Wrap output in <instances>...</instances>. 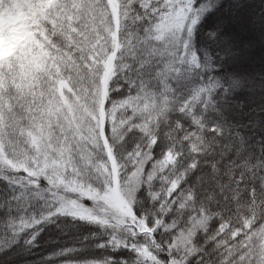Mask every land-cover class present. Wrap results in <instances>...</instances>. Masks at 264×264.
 I'll return each mask as SVG.
<instances>
[{"label":"snow or ice","instance_id":"snow-or-ice-1","mask_svg":"<svg viewBox=\"0 0 264 264\" xmlns=\"http://www.w3.org/2000/svg\"><path fill=\"white\" fill-rule=\"evenodd\" d=\"M0 264H264V0H0Z\"/></svg>","mask_w":264,"mask_h":264}]
</instances>
